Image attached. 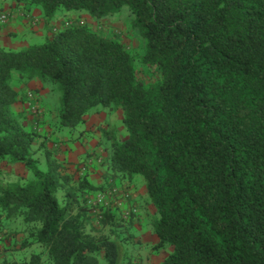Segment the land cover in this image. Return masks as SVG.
<instances>
[{"label":"trees","instance_id":"1","mask_svg":"<svg viewBox=\"0 0 264 264\" xmlns=\"http://www.w3.org/2000/svg\"><path fill=\"white\" fill-rule=\"evenodd\" d=\"M9 1L39 9L45 21L59 9L100 19L127 7L144 43L134 54L117 37L71 23L40 43L0 46V162L29 172L0 181V232H21L22 248L42 247L26 263L97 264L102 256L127 264L119 232L87 230L79 197L102 187L85 177L72 186L49 153L41 167L32 146L39 132L13 112L37 97L23 98L15 82L39 78L59 90V130L120 110L127 137L113 138L106 168L142 178L156 210L155 248L172 247L161 264H264V0ZM138 66L158 78L145 82ZM126 210L105 208L101 225L131 224Z\"/></svg>","mask_w":264,"mask_h":264},{"label":"rangeland","instance_id":"2","mask_svg":"<svg viewBox=\"0 0 264 264\" xmlns=\"http://www.w3.org/2000/svg\"><path fill=\"white\" fill-rule=\"evenodd\" d=\"M0 2H3V0H0ZM34 18H39V17H33L31 20L36 21ZM7 21L2 23L1 25L6 24ZM44 22H46L47 24L46 31L49 32L57 30L58 28L66 26L67 24H71V23H88L89 26L94 30H100L104 34L119 38L127 47V49L132 53L141 54L144 51L143 40L140 38L137 31L130 26V15L127 7H123L121 12L118 14L100 19L90 18L84 12L72 13V12H67L64 9H59L57 10L55 16L51 20L49 21L44 20ZM41 24L42 21H40L39 19V21L37 20L34 23V25L33 24L32 25L35 27H39ZM12 35L13 37H15V36H19L20 34L13 33ZM137 70L139 76L147 83H152L158 78V73L153 67L151 68V67L138 66ZM30 82H31L30 87L27 86L26 88L19 90V93L22 94V97L24 98V95L27 96L29 92H33V93L36 92L38 97V98L36 97L35 100L36 102H31V104H29L27 103V100L19 101L13 105V112L18 118H21L24 116L23 114H25L24 113L25 109H27L30 112V116L32 117V120L36 122L38 128L43 130L42 127L45 124L46 126L45 128H50L51 130L54 128L52 134H55L54 131H58L56 118L58 115V107H59V95H60L59 90L56 87V84H52L46 81H41L39 78L33 79ZM42 89L46 91L45 94L43 92V95H41L40 93ZM37 99L39 100V103ZM37 104L40 105L43 104V105L41 107H36V113H33L31 106H35V105L37 106ZM42 108H43L42 115L33 118L35 117L34 114H38V110ZM100 112H103L104 114L106 113L110 116H114L115 119L117 120V125L122 126L120 120L121 115L119 114L120 110H117L114 113H110L108 112V110H102ZM98 113L96 112L86 115L89 116L88 120L87 119L84 120L82 123L76 126V128H81L82 127L81 125L84 124L85 127L87 126L89 127V129L86 128L82 129L83 130L82 132L89 131L93 126H96L97 122H99V121L91 122L89 119L91 117L97 119L99 117ZM41 116H43V118H41ZM45 117H48L47 122ZM21 122L23 126H25L24 123L26 122V120L25 121L21 120ZM85 122L88 123L86 124ZM39 134L40 135L37 136V141L40 140V137L42 136L41 133ZM120 135L121 133L117 130V134L114 137L120 140L121 139ZM63 137L66 138V136ZM67 137H69V134ZM56 139L58 138L55 137V140L51 139L50 141L51 145H49L47 149L48 153L51 154V158H54V160L61 163L60 170L61 173L64 174V176L67 175L74 178L70 180L71 185L73 186L77 183L76 180L78 179L77 177L79 176L77 174V169L76 171H74L75 167L73 163H67L64 161L61 162L59 161V159H56L58 158L57 157L58 153H61L59 152L61 149L58 146H56L58 142ZM70 139L71 137H69V140ZM102 141L104 142L105 145L106 140H102ZM101 145L103 146V143ZM99 150L101 151V148ZM100 151L99 153H97L98 155H96V159L97 158L103 159V157L105 156L102 153H100ZM45 155L46 153L45 154L43 153L42 158H45ZM86 155L87 153H81L80 158L81 159L86 158ZM41 167H44V165H41ZM23 168L24 169H18L13 164H8L7 162H0V181L1 180H3L4 182L5 180L16 181L18 179L20 180L23 179L22 181L26 180L29 177V172L25 173L24 170L26 169V167L23 166ZM100 191H102L104 194L105 202H106L105 204L103 202H100L99 199L95 197L98 193H101ZM106 191L108 192L106 193ZM106 191L100 189L90 190L87 193L84 192L86 194L85 199H83L84 197L81 198L79 197V200L81 201V206H85L86 208H88L87 210H89V214H90L87 224V230L91 231L95 235H99L100 233L110 234L112 233V229H115L116 232H119L120 235L123 236L124 238L123 243L125 248V257L123 262L127 264H161L164 258L172 250V247L166 245L161 249L155 248L156 241H155V237H153L154 235V232L152 231L153 217L151 216V214L148 216V220L142 222V219L138 218L136 215L138 213L137 210L134 213V220L131 224L125 223L121 220L120 223H118V225H115L110 221L107 222L105 226L101 225L103 219L102 213L104 212V209L114 206L113 201L110 199L112 193H110L109 190ZM121 191L123 194L125 192H128V190L125 189H121ZM130 195L131 194H129V196ZM127 208L124 207L122 211L126 210ZM23 237L24 235L21 232L15 235H12L10 232H6V233L0 232V264H6L7 262L8 264H27L26 262L29 260L32 254H37L42 252V247L37 244H31L25 248H22L21 241ZM97 264H106L102 256L98 258Z\"/></svg>","mask_w":264,"mask_h":264},{"label":"crops","instance_id":"3","mask_svg":"<svg viewBox=\"0 0 264 264\" xmlns=\"http://www.w3.org/2000/svg\"><path fill=\"white\" fill-rule=\"evenodd\" d=\"M1 12H8L9 18L6 24L1 25L0 24V46L12 50H18L22 47H25L31 43H40L43 40H45L49 35V31H46L47 24L44 22L42 13L39 9L33 8L27 10L22 5H16L14 2L5 0L2 3V6L0 8ZM33 17H39L34 18L36 21L40 19L42 21V24L39 27L33 26L36 21L31 20ZM33 24V25H32ZM39 24V23H38ZM38 26V25H37ZM43 29V30H42ZM20 34L19 36L13 37L12 34ZM31 82L28 83H20L15 82V88L16 90H21L26 88L27 86L30 87ZM46 93L43 89L40 91L41 95ZM43 97V96H42ZM39 103V100H38ZM39 107H41L43 104H37ZM33 113H36V111L32 110ZM43 108L38 110V114H34L36 118L39 115H42ZM26 115V122L25 125L33 127L37 130L39 133L42 134L40 137V140L37 141V137L33 141V148L35 150V156L38 157L40 161V165H44V163L47 161L46 158H42L43 153H48V147L51 145L50 141L55 140V137L58 142L56 146H58L61 150L58 153L59 161L61 162H67V163H73L74 164V171L77 169V174L79 175L77 178L85 177L89 183L95 185V186H101V190H109L110 193H112V196H110V199L113 201L114 206L119 207L121 210L127 208L129 204H134L137 207V217L142 219L143 221L148 220V216L151 214V216L154 217L156 215V210L154 206L149 202L144 182L140 176H133V177H126L122 178L119 176H112L111 172L107 170L106 168V161L109 156V153L111 152V142L114 138V136L117 134V130L121 133L120 140L125 139L126 132L123 126L117 125V120L114 116H110L108 114H104L103 112H99V117L97 119L90 118L89 120L91 122L93 121H99L97 122L96 126H93L89 131L82 132V129H89V127H85L84 124H82L81 128H74V129H62L58 131H54L55 134H52V131L50 128H45V124L43 125V130L38 128L36 125V122L32 120V117L30 116V112L25 109L24 111ZM121 115V113L119 112ZM43 118V116H41ZM89 116H85V120H88ZM121 118V117H120ZM46 122L48 120V117H45ZM44 119V120H45ZM57 119V118H56ZM86 124L88 122H85ZM101 123V124H100ZM33 124V126H32ZM100 125V126H99ZM46 130V131H44ZM44 131V132H43ZM69 134V137L71 139L69 140V137H67ZM123 134V135H122ZM63 136H66L63 137ZM102 140H106V144L104 145V142ZM109 141V143H108ZM103 143V146L101 145ZM101 148V151L99 150ZM46 150V151H45ZM102 153L105 155L102 158H97V153ZM81 153H87L86 158H80ZM91 153V154H89ZM93 153V154H92ZM84 161V162H83ZM83 162V163H82ZM70 165V164H69ZM15 167L18 169H24L21 163H15ZM77 167V168H76ZM25 173H28V171L25 169ZM82 175V176H81ZM81 176V177H80ZM121 189L128 190V194L130 195V200H125ZM103 193L102 191H100ZM108 191H106L107 193ZM105 193V192H104ZM148 211V212H147ZM148 213V215H147ZM152 233V232H151ZM153 237H155V241H158L157 236L154 234Z\"/></svg>","mask_w":264,"mask_h":264},{"label":"built area","instance_id":"4","mask_svg":"<svg viewBox=\"0 0 264 264\" xmlns=\"http://www.w3.org/2000/svg\"><path fill=\"white\" fill-rule=\"evenodd\" d=\"M9 18V13L8 12H1L0 13V24L4 23L5 21H7ZM28 97L29 99H33L35 96L33 94V92H29L28 93ZM29 104H31V102H29ZM31 108L36 111V105L35 106H31ZM125 196H129L128 193H125ZM95 197H97V199H99L100 202H103L104 204L105 202V197L103 193H98ZM107 205V204H106ZM137 211V207L134 204H130V207L125 211V216L130 215L131 213H135Z\"/></svg>","mask_w":264,"mask_h":264}]
</instances>
